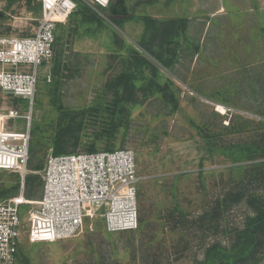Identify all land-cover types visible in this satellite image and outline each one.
I'll return each mask as SVG.
<instances>
[{
    "label": "rangeland",
    "instance_id": "rangeland-1",
    "mask_svg": "<svg viewBox=\"0 0 264 264\" xmlns=\"http://www.w3.org/2000/svg\"><path fill=\"white\" fill-rule=\"evenodd\" d=\"M124 4L123 23L69 0L32 106L0 91L1 116L29 117L0 128L30 138L27 176L0 172V201H38L49 155L129 149L139 227L108 233L97 219L74 238L30 241L35 205L24 204L14 264H233L240 253L236 264H264V244L251 256L235 238L253 214L243 199L264 206V0ZM45 12L41 0H0V36L31 35Z\"/></svg>",
    "mask_w": 264,
    "mask_h": 264
},
{
    "label": "built area",
    "instance_id": "built-area-1",
    "mask_svg": "<svg viewBox=\"0 0 264 264\" xmlns=\"http://www.w3.org/2000/svg\"><path fill=\"white\" fill-rule=\"evenodd\" d=\"M89 7L105 10L112 0H82ZM69 0H41L46 11L32 34L0 36V91L32 106L40 68L53 57L58 10ZM0 119L29 117L10 110ZM29 132L0 128V172L28 173ZM42 194L31 203L20 196L0 201V264H14L20 230L19 208L34 204L29 212L28 234L49 235L51 241L67 240L86 230L87 222L101 219L108 233L134 231L139 227V182L132 150L98 151L51 156L39 172ZM23 185L21 189H23ZM90 228V225H89ZM91 230V228H90Z\"/></svg>",
    "mask_w": 264,
    "mask_h": 264
},
{
    "label": "trees",
    "instance_id": "trees-1",
    "mask_svg": "<svg viewBox=\"0 0 264 264\" xmlns=\"http://www.w3.org/2000/svg\"><path fill=\"white\" fill-rule=\"evenodd\" d=\"M125 1L126 0L111 1L108 8L105 9V15L107 16L109 21L111 22L116 21V22L124 23L131 19L130 16L127 15V10L124 4ZM92 152H98V151H95L94 147H92L87 153H92ZM247 153L248 151L244 152L243 149H238V150H232L230 155H235L236 157H238L239 160L237 161H243L244 158H247V156L249 155ZM58 155H61V154H57L56 156ZM262 164L255 165L254 167L261 168L262 166L260 165ZM243 197L244 196L242 194V190L239 189V191L234 194L233 198L229 200L231 201L229 203L230 204L236 203ZM243 200H245V204H247V206L250 208L253 214L252 216H248L245 218L244 223H243V229L237 232V235L235 238L243 242V245H247L248 243L250 244L251 242L252 249L250 250V252H251V256H253V255H256L257 253H260V250L264 244V206L258 205L256 202V198L254 196H246V198H244ZM142 224H143V221L141 220V225ZM215 247L217 246L216 245L211 246V249L208 250V253L212 252L213 249H217ZM239 256H241V253L235 254L232 256V258H236L232 262L233 264L244 261L241 259L238 262L237 258Z\"/></svg>",
    "mask_w": 264,
    "mask_h": 264
},
{
    "label": "bare ground",
    "instance_id": "bare-ground-1",
    "mask_svg": "<svg viewBox=\"0 0 264 264\" xmlns=\"http://www.w3.org/2000/svg\"><path fill=\"white\" fill-rule=\"evenodd\" d=\"M215 107L217 109L218 112H220L221 114L225 113V108L223 106H221L220 104H215ZM33 203V202H31Z\"/></svg>",
    "mask_w": 264,
    "mask_h": 264
}]
</instances>
